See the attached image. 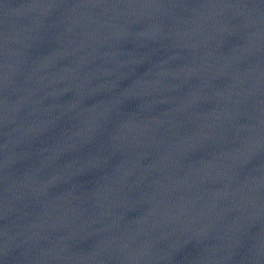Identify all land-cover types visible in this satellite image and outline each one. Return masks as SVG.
<instances>
[{"label":"water","instance_id":"water-1","mask_svg":"<svg viewBox=\"0 0 264 264\" xmlns=\"http://www.w3.org/2000/svg\"><path fill=\"white\" fill-rule=\"evenodd\" d=\"M0 264H264V0H0Z\"/></svg>","mask_w":264,"mask_h":264}]
</instances>
